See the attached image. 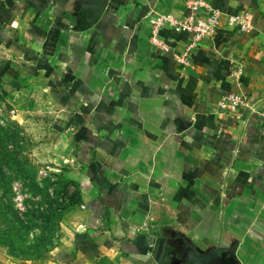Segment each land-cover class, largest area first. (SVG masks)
Instances as JSON below:
<instances>
[{"label": "crops", "instance_id": "0c3cea01", "mask_svg": "<svg viewBox=\"0 0 264 264\" xmlns=\"http://www.w3.org/2000/svg\"><path fill=\"white\" fill-rule=\"evenodd\" d=\"M208 1L220 23L188 52L151 25L187 0H0V91L65 140L79 190L46 264H169L174 238L264 264V0Z\"/></svg>", "mask_w": 264, "mask_h": 264}, {"label": "rangeland", "instance_id": "374dc122", "mask_svg": "<svg viewBox=\"0 0 264 264\" xmlns=\"http://www.w3.org/2000/svg\"><path fill=\"white\" fill-rule=\"evenodd\" d=\"M67 153L48 121L0 91V264H46L63 244L79 206Z\"/></svg>", "mask_w": 264, "mask_h": 264}, {"label": "built area", "instance_id": "2783aa9c", "mask_svg": "<svg viewBox=\"0 0 264 264\" xmlns=\"http://www.w3.org/2000/svg\"><path fill=\"white\" fill-rule=\"evenodd\" d=\"M221 12L212 7L208 0H187V12L183 15H175L171 12L157 11L151 13V25L156 34L160 29L170 28L181 33L191 34V40L187 51L198 46L199 41L204 37L213 35L220 23ZM239 20V16H228V22L234 23ZM181 63H185V56L177 58ZM219 107L227 113H233L241 108L253 110V104L246 95L240 93H230L221 98ZM262 118L264 128V104L258 110Z\"/></svg>", "mask_w": 264, "mask_h": 264}, {"label": "water", "instance_id": "95a60500", "mask_svg": "<svg viewBox=\"0 0 264 264\" xmlns=\"http://www.w3.org/2000/svg\"><path fill=\"white\" fill-rule=\"evenodd\" d=\"M99 11L90 13L88 22L93 23ZM236 245L228 247H210L208 249L196 248L192 244H186V258L179 252L177 264H242L237 256Z\"/></svg>", "mask_w": 264, "mask_h": 264}, {"label": "flooded vegetation", "instance_id": "af4514ba", "mask_svg": "<svg viewBox=\"0 0 264 264\" xmlns=\"http://www.w3.org/2000/svg\"><path fill=\"white\" fill-rule=\"evenodd\" d=\"M172 247L174 251L170 254V260L169 264H177V258L179 255V252H182V255L184 258H186L189 254L186 252V244L185 242L179 240V239H173L171 240Z\"/></svg>", "mask_w": 264, "mask_h": 264}]
</instances>
